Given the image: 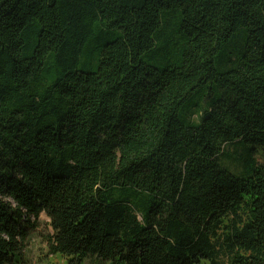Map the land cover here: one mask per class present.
Listing matches in <instances>:
<instances>
[{"label": "trees", "instance_id": "obj_1", "mask_svg": "<svg viewBox=\"0 0 264 264\" xmlns=\"http://www.w3.org/2000/svg\"><path fill=\"white\" fill-rule=\"evenodd\" d=\"M240 143L264 148V0H0V264L41 214L77 264H264V162L219 165Z\"/></svg>", "mask_w": 264, "mask_h": 264}, {"label": "rangeland", "instance_id": "obj_2", "mask_svg": "<svg viewBox=\"0 0 264 264\" xmlns=\"http://www.w3.org/2000/svg\"><path fill=\"white\" fill-rule=\"evenodd\" d=\"M182 123H187V120L181 118ZM238 149L237 154L245 157L248 163L245 167L240 166L238 163L226 159L225 157H230L226 154L224 158L219 160V165L225 168L231 174L237 177H245L247 174L252 172L254 163L264 162V148L257 147L255 152L249 153L245 150V146L240 143L235 145ZM228 152L232 153L234 151L233 147H228ZM48 219L44 214H41L37 219L38 227L35 232H31L25 242V250L22 257V264H77L70 262V258H62L60 256H49L47 254V249L45 245V236L48 235L51 230L48 226ZM78 264H110L103 262L97 258L85 259L82 263Z\"/></svg>", "mask_w": 264, "mask_h": 264}]
</instances>
